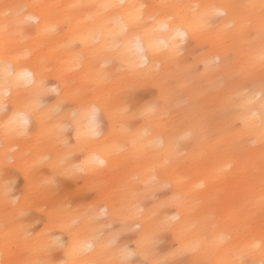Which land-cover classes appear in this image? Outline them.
I'll use <instances>...</instances> for the list:
<instances>
[{
  "label": "clouds",
  "instance_id": "obj_1",
  "mask_svg": "<svg viewBox=\"0 0 264 264\" xmlns=\"http://www.w3.org/2000/svg\"><path fill=\"white\" fill-rule=\"evenodd\" d=\"M0 264H264V0H0Z\"/></svg>",
  "mask_w": 264,
  "mask_h": 264
},
{
  "label": "rangeland",
  "instance_id": "obj_2",
  "mask_svg": "<svg viewBox=\"0 0 264 264\" xmlns=\"http://www.w3.org/2000/svg\"><path fill=\"white\" fill-rule=\"evenodd\" d=\"M145 95H148V93H145Z\"/></svg>",
  "mask_w": 264,
  "mask_h": 264
}]
</instances>
